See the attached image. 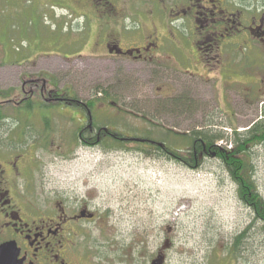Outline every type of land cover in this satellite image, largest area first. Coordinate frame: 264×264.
Here are the masks:
<instances>
[{
  "label": "rangeland",
  "instance_id": "374dc122",
  "mask_svg": "<svg viewBox=\"0 0 264 264\" xmlns=\"http://www.w3.org/2000/svg\"><path fill=\"white\" fill-rule=\"evenodd\" d=\"M67 13L0 0V146L21 156V190L40 206L57 193L97 210L99 222L85 228L97 257L149 264L167 245V264H264V225L241 203L221 163L206 158L193 169L156 150L162 144L186 153L184 134L231 136L264 120V52L226 57V68L202 67L171 42L149 61L112 57ZM56 91L83 105L97 101L91 115L83 110L98 128L156 147L110 140L83 146L79 107L45 101ZM26 98L32 110L21 103ZM252 166L264 199V145L253 149Z\"/></svg>",
  "mask_w": 264,
  "mask_h": 264
},
{
  "label": "flooded vegetation",
  "instance_id": "af4514ba",
  "mask_svg": "<svg viewBox=\"0 0 264 264\" xmlns=\"http://www.w3.org/2000/svg\"><path fill=\"white\" fill-rule=\"evenodd\" d=\"M5 2L15 6L31 3L40 8L57 6L68 11L69 17L78 16L83 24L82 35L90 41H100L101 52L112 57L149 61L164 42H171L177 51L195 57L196 64L202 67L226 68L229 66L225 63L226 57L264 52V0ZM124 40L144 44L128 47L121 43ZM49 82L52 84L51 80ZM57 94L55 98H42L50 103L79 107L80 121L85 124L79 134L80 144L97 146L104 132L112 133L104 128L95 129L91 119L87 125L90 114L85 111L87 105ZM87 131L96 132L95 142L85 136ZM20 161L21 156H8L0 146V264H135L127 256L109 259L101 254L98 258L89 252L85 228L97 225L101 214L84 201L72 205L67 201L72 198L66 199L57 193L40 206L39 200L20 188ZM166 246L158 250L149 264L158 258L162 259V264H167Z\"/></svg>",
  "mask_w": 264,
  "mask_h": 264
},
{
  "label": "trees",
  "instance_id": "16d2710c",
  "mask_svg": "<svg viewBox=\"0 0 264 264\" xmlns=\"http://www.w3.org/2000/svg\"><path fill=\"white\" fill-rule=\"evenodd\" d=\"M57 93L58 91L55 92V95H58ZM65 96L67 95L65 94ZM32 104L33 103L28 102L26 108L32 110ZM96 104L97 101L95 100L88 103V113L94 111ZM1 105L3 104H0V122L4 120V115L2 113L3 107ZM88 118L90 121L91 118ZM46 122L49 121L46 120ZM93 127L100 130L95 124H93ZM101 137L103 142L106 140L113 142V146H118L125 142L142 143L149 147H154L157 144L146 139H125L120 134L110 132L109 135L104 132ZM88 138H91V140L95 142L97 136H89ZM183 138L186 140V143L191 146L190 151L186 153H182V150H170L165 148L162 144H157L158 148L155 146L156 150L161 153L164 151L166 156L168 155V157H171L178 164L183 166L186 165L193 169H200L206 158L215 159L220 162L229 174L231 180L237 185L238 197L241 203L253 213L255 222L264 225V199L259 194L258 187L254 180V169L252 166L253 149L260 145H264V120L255 123L246 132L242 133L236 130L231 136H226V134L222 132H203V130H199L192 134H184ZM223 140L230 142L232 144V149L219 146L218 142ZM245 235L246 234H242L237 238L235 244L236 249H239L240 240H242Z\"/></svg>",
  "mask_w": 264,
  "mask_h": 264
},
{
  "label": "water",
  "instance_id": "95a60500",
  "mask_svg": "<svg viewBox=\"0 0 264 264\" xmlns=\"http://www.w3.org/2000/svg\"><path fill=\"white\" fill-rule=\"evenodd\" d=\"M2 251V248L0 249V253ZM153 264H162V259L158 258L156 261L153 262Z\"/></svg>",
  "mask_w": 264,
  "mask_h": 264
},
{
  "label": "built area",
  "instance_id": "2783aa9c",
  "mask_svg": "<svg viewBox=\"0 0 264 264\" xmlns=\"http://www.w3.org/2000/svg\"><path fill=\"white\" fill-rule=\"evenodd\" d=\"M231 148H232V146H229V147H228V149H231Z\"/></svg>",
  "mask_w": 264,
  "mask_h": 264
}]
</instances>
